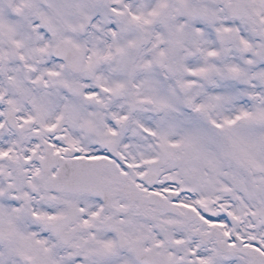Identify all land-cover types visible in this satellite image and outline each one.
<instances>
[{
	"label": "snow or ice",
	"instance_id": "1",
	"mask_svg": "<svg viewBox=\"0 0 264 264\" xmlns=\"http://www.w3.org/2000/svg\"><path fill=\"white\" fill-rule=\"evenodd\" d=\"M0 264H264V0H0Z\"/></svg>",
	"mask_w": 264,
	"mask_h": 264
}]
</instances>
